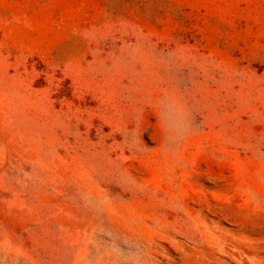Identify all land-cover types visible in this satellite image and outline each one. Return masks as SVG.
I'll list each match as a JSON object with an SVG mask.
<instances>
[{
	"label": "rangeland",
	"instance_id": "rangeland-1",
	"mask_svg": "<svg viewBox=\"0 0 264 264\" xmlns=\"http://www.w3.org/2000/svg\"><path fill=\"white\" fill-rule=\"evenodd\" d=\"M0 264H264V0H0Z\"/></svg>",
	"mask_w": 264,
	"mask_h": 264
}]
</instances>
